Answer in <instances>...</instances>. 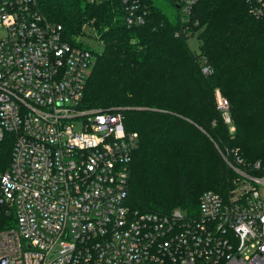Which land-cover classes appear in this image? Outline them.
<instances>
[{"label":"built area","instance_id":"2783aa9c","mask_svg":"<svg viewBox=\"0 0 264 264\" xmlns=\"http://www.w3.org/2000/svg\"><path fill=\"white\" fill-rule=\"evenodd\" d=\"M121 1L128 24H143L141 0ZM247 2L264 16V0ZM95 63L37 0H0V140L15 135L0 202L16 212L0 264H264V172L228 162L242 178L226 195L203 192L193 213L130 208L139 134L120 110L81 107ZM217 108L234 131L220 91Z\"/></svg>","mask_w":264,"mask_h":264},{"label":"trees","instance_id":"16d2710c","mask_svg":"<svg viewBox=\"0 0 264 264\" xmlns=\"http://www.w3.org/2000/svg\"><path fill=\"white\" fill-rule=\"evenodd\" d=\"M185 1L141 0L144 23L129 25L121 0H37L70 43L91 47L88 37L103 45L94 49L81 107L120 110L138 132L133 211H197L203 192L226 195L242 178L228 162L264 172V16L253 15L247 0H193L186 8ZM194 36L198 50L188 42ZM217 91L230 102L234 131ZM14 139L6 132L0 140V197ZM15 226L14 207L0 202V230Z\"/></svg>","mask_w":264,"mask_h":264},{"label":"rangeland","instance_id":"374dc122","mask_svg":"<svg viewBox=\"0 0 264 264\" xmlns=\"http://www.w3.org/2000/svg\"><path fill=\"white\" fill-rule=\"evenodd\" d=\"M82 40L86 41V43L88 42L90 44L91 48H93V49H96L98 51H101L103 49V45L98 41L97 38L83 37ZM188 42H189V45L192 49L198 50L199 42H198V39L196 38V36L190 37Z\"/></svg>","mask_w":264,"mask_h":264}]
</instances>
